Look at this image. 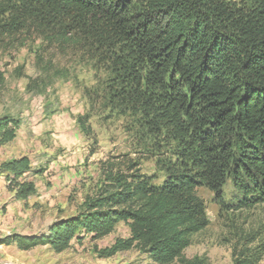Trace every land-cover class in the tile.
Segmentation results:
<instances>
[{
  "label": "trees",
  "instance_id": "trees-1",
  "mask_svg": "<svg viewBox=\"0 0 264 264\" xmlns=\"http://www.w3.org/2000/svg\"><path fill=\"white\" fill-rule=\"evenodd\" d=\"M30 30L106 64L109 102L139 118L149 137L174 143L173 155L161 159L162 180L116 177L112 191L49 238L3 242L62 251L78 230L98 238L123 221L131 236L109 253L137 246L169 264L209 224L199 188L225 204L230 182L238 208L264 202V0H0V35ZM13 122L0 121L2 139L14 135ZM2 166L17 181L28 159Z\"/></svg>",
  "mask_w": 264,
  "mask_h": 264
},
{
  "label": "rangeland",
  "instance_id": "rangeland-1",
  "mask_svg": "<svg viewBox=\"0 0 264 264\" xmlns=\"http://www.w3.org/2000/svg\"><path fill=\"white\" fill-rule=\"evenodd\" d=\"M0 73V121L14 120L11 138L2 139L0 131V264H159L137 246L109 253L131 236L123 221L98 238L78 230L62 251L45 241L30 248L2 241L49 238L57 223L89 211L112 191L118 176L162 180L161 159L172 158L174 143L149 137L139 118L115 108L106 64L72 42L39 30L0 35ZM24 157L28 166L11 181L2 165ZM25 184L33 188L21 196ZM198 192L209 224L169 264H264V202L238 208L230 182L225 204L205 187Z\"/></svg>",
  "mask_w": 264,
  "mask_h": 264
}]
</instances>
